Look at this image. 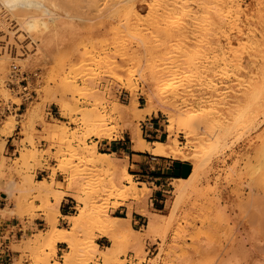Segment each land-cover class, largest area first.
Segmentation results:
<instances>
[{
  "label": "rangeland",
  "instance_id": "obj_1",
  "mask_svg": "<svg viewBox=\"0 0 264 264\" xmlns=\"http://www.w3.org/2000/svg\"><path fill=\"white\" fill-rule=\"evenodd\" d=\"M190 1L135 0L133 8H119L112 18L104 17L106 20L94 19L96 17L92 14L96 11H93L95 7L92 9V5L88 4L89 8L85 3H63L59 0L60 4L57 5V1L56 7L60 11L64 6L60 13L67 15L61 24L53 19L54 10L59 13L58 8L54 9L47 3L49 6L43 5V10L37 8L35 11L41 16H38L39 24L36 23L35 32L44 33L46 46L39 45L42 41L37 39L38 34L34 33L31 38L22 34L21 37L14 18L11 19L10 14L0 7V22L3 19L7 29L16 30L15 37L13 34V38L7 36L4 39L7 46L0 40V59L3 60H0V183L15 184L10 201L12 211L9 215L5 214L6 210L0 211V218L5 220L13 215L21 221L23 218L32 221L40 211L46 223V228L34 227V233H24L19 240L11 242V249L20 254L14 264H109L113 260H120V264H264V225H261L264 218V0H222L221 3H218L220 0ZM67 3L72 4L71 9ZM78 10H81L80 13ZM25 12L35 13L34 9ZM77 12L83 17H79L81 15ZM62 25L63 28L60 27ZM17 35L20 38L15 39ZM142 45L145 46L143 52L138 49ZM42 46L47 51L39 48ZM152 47H156V50ZM13 64L25 77L19 83L22 76L10 81ZM130 68L135 72L127 73ZM115 74L122 79L119 80ZM157 77L158 82L153 80ZM167 77L172 78L171 85L168 82L164 84ZM128 82L135 88L131 92L126 88ZM63 83L68 86L63 88ZM177 83L182 86L178 84L180 87H176ZM22 85L27 86L25 91ZM168 91L174 92L176 97ZM149 92L163 94L159 97L165 99V104L177 105L184 112L214 108L211 116L201 117L190 124L198 134L189 140L185 137L184 129L177 132L166 130L168 124L175 127L176 123L168 121V114L162 110L133 121L147 142L152 144L159 141L168 145L174 140L176 146L184 147L186 155L182 160L190 162L192 167L189 175L182 179L197 175L181 194L173 192L177 179L172 180L166 187L169 191L165 193V202L153 205L148 202L150 189L147 184L137 183L133 176V186L139 191L138 196L142 195L139 198L130 192L125 193L124 197V194L119 196L113 192L110 196L106 192L116 188L109 182L111 178L119 179L122 176L121 165L130 173L126 161L117 160L119 165L115 169L100 163L79 162L87 157L88 146L93 145L98 152H107L99 146V142L114 140L94 136L97 126L84 128L80 124L81 117L89 120L90 124L103 122L100 128L111 127L115 129L117 138L124 135L125 142L132 143L124 122L117 119L111 110L116 103L128 105L133 95L136 110L141 112ZM59 101H69L73 107L62 111ZM13 106L16 108L13 109ZM86 109L85 116H81ZM234 118H238L239 122H234ZM219 121L226 124L219 130L209 125ZM151 122L152 129L157 131L149 129ZM201 126L206 127L203 129ZM62 127L63 130L67 128L64 135L60 134ZM231 130L234 131L231 133ZM16 131L22 138L14 142L15 151L10 154L13 147L6 146V139ZM211 131L216 134L203 142L212 134ZM155 134L158 137H154ZM81 139L87 143V148L84 149L79 143ZM64 142L70 144L64 145ZM206 142L212 148L204 153L202 144ZM28 151L32 154L35 152V157ZM191 152L198 154L195 161L188 158ZM207 156L210 158L206 159ZM64 161L70 162V165L79 164L62 171L60 166L62 168L66 164ZM38 168L50 169L51 178L60 172L63 185L67 177L80 173L81 183L92 188L91 199L82 204L73 197L77 190L66 192L77 203L71 216H75L81 207L87 208L89 204L93 206L97 203L103 207L101 218H105L112 216L121 204L128 203V218L122 224L124 229L113 233L114 238H118L116 242L109 239L108 246H113L107 258L101 255L107 246L88 247L90 240H95L101 233L92 221L78 233L81 244L76 251L67 243V249L57 257V246L54 253L46 246H40L42 241L38 243V235L47 232L49 220L44 208L47 197L34 189L38 186L33 180L34 171ZM62 184L57 182L52 186L60 188ZM121 184L129 185L125 181ZM103 185L109 187L102 189ZM140 203L148 213L158 218L159 225L152 227L149 216H144L146 221L140 231L125 236V227H131V212L137 211L136 206ZM5 207L8 208V205ZM55 220L58 228H71V224L69 227H59L58 216ZM65 254L71 255L68 262L64 260Z\"/></svg>",
  "mask_w": 264,
  "mask_h": 264
},
{
  "label": "bare ground",
  "instance_id": "obj_2",
  "mask_svg": "<svg viewBox=\"0 0 264 264\" xmlns=\"http://www.w3.org/2000/svg\"><path fill=\"white\" fill-rule=\"evenodd\" d=\"M46 1L47 0H0V7L1 8H4V11L6 10V12H8L9 14V16L11 17V19L12 18H14L13 20H14V22H16L17 23V28H20V31H21V33H19V35L21 36L22 34V36H24L25 34H27V35H25V36H33V35H35V34H38V35H36V37H37V39L38 40H41L42 42L39 44V45H43V46H46V45H44V40H45V35H44V33H42V35H41V33H37V32H35V30H36V26L35 25H37L36 23H38L39 24V17H41V16H39V14H36L37 12H35V11H37V10H43L42 8H41V6H45V7H47V6H49V4H50V6L52 7V8H54L55 9V7H56V2L58 3L57 5H59L60 3H59V0H57L56 2H54V0L52 1V0H50V1H52V3H50V1L48 0L47 1V3H49V4H47L46 3ZM63 3L64 2H74V3H78L79 2V4L81 3H85L86 4V6L87 7H89L88 6V4L89 5H92V9H94V7H95V10H93V11H96L95 12V14L93 13L92 14V16L93 17H96V18H94V19H97V18H101V19H106V18H104V17H110V18H112L113 16H115V12L119 9V8H121L122 9V7H124V6H126V7H130V8H133V5H134V2H135V0H61ZM149 1V0H148ZM156 1V0H155ZM160 1V0H159ZM193 0H191L190 2H192ZM197 1V0H196ZM199 1V0H198ZM201 1H203V0H201ZM217 1V0H216ZM219 1V0H218ZM217 1V2H218ZM46 4H45V3ZM61 2V4L62 5H64L63 3ZM137 2V1H136ZM152 2H153V0H152ZM162 2H163V0H162ZM167 2H168V0H167ZM176 2V1H175ZM203 2H205V1H203ZM210 2H211V0H210ZM222 2V0H220V2H218V3H221ZM226 2V1H225ZM53 3H55L54 5V7H53ZM156 3V2H155ZM173 3V2H172ZM183 3H186V1L185 2H183ZM214 3H215V1H214ZM70 4V3H69ZM68 3H67V6L69 5ZM149 4H151V3H148V5ZM196 4V3H195ZM203 4V3H202ZM71 6H70V9H71V7H72V4H70ZM76 5H78V4H76ZM201 5V4H200ZM215 5V4H214ZM238 5V4H237ZM85 6V5H84ZM164 6V5H163ZM203 6V5H202ZM230 6V5H229ZM239 6V5H238ZM65 7H66V4H65ZM78 7V6H77ZM153 7V6H152ZM216 7V6H215ZM38 8V9H37ZM40 8V9H39ZM58 8V9H57ZM67 8H69V7H67ZM67 8H66V10H67ZM73 8H75L76 9V7L75 6H73ZM90 8V7H89ZM157 8V7H156ZM199 8V7H198ZM209 8V7H208ZM213 8H214V6H213ZM212 8V9H213ZM235 8V7H234ZM240 8V7H239ZM239 8H238V10H239ZM23 9H24V11H23ZM28 9H34V12L35 13H33V12H29L28 14H24V13H26L25 11ZM37 9V10H36ZM56 9L59 11V7L57 6L56 7ZM65 8H64V6H63V8L61 9L62 11L64 10ZM78 9H80V8H78ZM120 9V10H121ZM150 9V8H149ZM169 9V8H168ZM171 9V8H170ZM169 9V10H170ZM203 9V8H202ZM210 9V8H209ZM216 9V8H215ZM214 9V10H215ZM220 9V8H219ZM218 9V10H219ZM237 9V8H236ZM56 10V11H57ZM61 10L59 11V13L61 12ZM91 10V9H90ZM235 10V9H234ZM2 11V10H1ZM31 11V10H30ZM79 11V10H78ZM81 11V10H80ZM80 11H79V13H80ZM87 11V10H86ZM89 11V10H88ZM92 11V10H91ZM90 11V12H91ZM127 11H129V8H128V10ZM237 11V10H236ZM5 12V13H6ZM24 12V13H23ZM28 12V11H27ZM44 12H46V11H44ZM89 12V13H90ZM186 12V11H185ZM190 12V11H189ZM192 12V11H191ZM219 12H220V10H219ZM228 12V11H227ZM47 13V12H46ZM58 12H55V10H54V12H53V19H54V21L55 22H57V23H59V24H61L62 23V20H64V16H67L66 14H64V16H62L63 15V13H60L59 14ZM64 13H65V11H64ZM69 13V12H68ZM70 13H72V12H70ZM69 13V14H70ZM78 13V12H77ZM78 13V14H79ZM82 13V12H81ZM86 13V12H85ZM117 13V12H116ZM130 13V12H129ZM158 13V12H157ZM166 14H167V12H165ZM195 13V12H194ZM62 14V15H61ZM76 14V13H75ZM83 14V13H82ZM133 14V13H132ZM136 14V13H135ZM151 14V13H150ZM202 14V13H201ZM215 14V13H214ZM220 14V13H219ZM237 14V13H236ZM6 15H7V13H6ZM51 15V14H50ZM72 15V14H71ZM79 15H81V14H79ZM90 15V14H89ZM88 15V16H89ZM146 15V14H145ZM155 15V14H154ZM153 15V16H154ZM198 15V14H197ZM8 16V17H9ZM39 16V17H38ZM69 16V15H68ZM77 16V15H76ZM91 16V15H90ZM138 16V15H137ZM187 16H189V15H187ZM238 16V15H237ZM9 17V18H10ZM79 17H83L82 15L81 16H79ZM103 17V18H102ZM148 17V16H147ZM213 17V16H212ZM221 17V16H220ZM246 17V16H245ZM66 18V17H65ZM70 18V17H69ZM68 18V19H69ZM76 18V17H75ZM89 19L88 17H85V19ZM234 18V17H233ZM67 19V18H66ZM71 19V18H70ZM83 19V18H82ZM78 20V19H77ZM80 20V19H79ZM107 20V19H106ZM232 20H234V19H232ZM72 21V20H71ZM95 21V20H94ZM237 21V20H236ZM236 21H235V23H236ZM54 22V23H55ZM65 22V21H64ZM1 23V25H0V40L1 41H3V43L2 44H4V39L7 37V36H12L13 34H14V36L13 37H15V34H16V32L14 33V31H16V30H13V29H7V27H6V25L7 24H5V20H3L2 19V22H0ZM56 24V23H55ZM58 24V25H59ZM210 24V23H209ZM63 25L65 26V23H63ZM60 26V27H64V26ZM214 25V24H213ZM233 25H234V23H233ZM38 26V25H37ZM181 26V25H180ZM187 26V25H186ZM198 26V25H197ZM210 26V25H209ZM232 26V25H231ZM236 26V25H235ZM34 27V28H33ZM182 27V26H181ZM184 27H185V25H184ZM207 27V26H206ZM214 27V26H213ZM219 27V26H218ZM34 29V31H33V29ZM178 28V27H177ZM187 28H189L188 26H187ZM186 28V29H187ZM240 28V27H239ZM38 29V28H37ZM184 29V28H183ZM182 29V30H183ZM198 29H199V27H198ZM205 29V28H204ZM238 29V28H237ZM231 30V29H230ZM18 31H19V29H18ZM18 31H17V33H18ZM175 31V30H174ZM181 31V30H180ZM219 31V30H218ZM239 31H240V29H239ZM23 32V33H22ZM41 32V31H40ZM167 32V31H166ZM208 32V31H207ZM35 33V34H34ZM210 33V32H209ZM196 34H198V33H195V35ZM240 34V33H239ZM19 35H17V37L15 38V39H17V38H20L19 37ZM160 35V34H159ZM159 35H157L156 37H159ZM185 35V34H184ZM21 36V37H22ZM192 36V35H191ZM13 37H11V38H13ZM161 37V36H160ZM184 37V36H183ZM31 38V37H30ZM162 38V37H161ZM184 38H186V37H184ZM212 38V37H211ZM10 39V38H9ZM166 39V38H165ZM207 39V38H206ZM8 40V39H7ZM13 40V39H12ZM34 40V39H33ZM156 40V39H155ZM1 41H0V43H1ZM11 41V40H10ZM9 40H8V42H10ZM35 42V41H34ZM157 42H158V44H160L159 43V41L157 40ZM16 43V42H15ZM162 43H163V41H162ZM161 43V44H162ZM1 44V45H2ZM7 44V43H6ZM6 44H4V45H6ZM155 44V46H156V43H154ZM157 44V48H158V45ZM9 45V44H8ZM33 45H36V44H33ZM38 45V46H39ZM7 46V45H6ZM10 46V45H9ZM8 46V47H9ZM43 46L42 47H39V48H42L43 49ZM55 46H57V45H55ZM162 46H164V44L162 45ZM145 47V46H144ZM143 47V45H142V47L141 48H139L138 47V49H141L142 50V48H144ZM146 47H147V45H146ZM160 47V46H159ZM210 47V46H209ZM2 48H5V47H2ZM10 48V47H9ZM15 48H16V46H15ZM19 48V47H18ZM18 48H17V51H18ZM47 48V47H46ZM57 48H59V46L57 47ZM154 47H152V49H153ZM35 49H38V47L36 48L35 47ZM159 49V48H158ZM12 50V49H11ZM39 50V49H38ZM44 50V49H43ZM42 50V51H43ZM145 50H147V48L145 49ZM144 50V51H145ZM153 50H156V47H155V49H153ZM3 51H4V49H3ZM2 51V52H3ZM44 51H47V50H44ZM135 51H137L138 52V50L136 49ZM133 52V53H136V52ZM148 51H150V49H148ZM5 52V51H4ZM3 52V53H4ZM140 52V51H139ZM138 52V53H139ZM141 52H143V50L141 51ZM46 53V52H45ZM51 53V52H50ZM169 53V52H168ZM12 54V53H11ZM15 54V53H14ZM137 54V53H136ZM144 54H145V52H144ZM147 54V53H146ZM145 54V55H146ZM150 54H151V52H150ZM138 55V54H137ZM142 55V54H141ZM134 56H135V54H134ZM134 56H132V58L134 57ZM123 57V56H122ZM136 57V56H135ZM131 58V57H130ZM137 59H138V57H137ZM144 59V58H143ZM0 60H2V59H0ZM139 60V59H138ZM216 60V59H215ZM3 61V60H2ZM1 61V62H2ZM134 61V60H133ZM132 62V61H131ZM171 62V61H170ZM232 62V61H231ZM3 63V62H2ZM109 68V67H108ZM223 68H225V67H223ZM0 69H1V67H0ZM130 69H132V70H130ZM130 69H127L128 70V72L127 73H129L130 71H133V72H130V73H134L135 71L133 70V68H130ZM144 69V68H143ZM151 69H152V67H151ZM177 69V68H176ZM222 69V68H221ZM145 70V69H144ZM155 70V69H154ZM163 70V69H162ZM140 71H142V70H140ZM140 71H139V73H140ZM147 71V70H146ZM169 72V71H168ZM126 73V72H125ZM124 73V74H125ZM142 74V73H141ZM143 74H144V72H143ZM160 74V73H159ZM131 75V74H130ZM161 75V74H160ZM167 75V74H166ZM184 75V74H183ZM186 75V74H185ZM115 76H117L116 74H115ZM114 76V77H115ZM124 76V79H125V76H126V74L125 75H123ZM129 76V75H128ZM127 76V77H128ZM165 76V75H164ZM121 76H119V78H118V76H117V78L119 79V80H121L122 78H120ZM116 78V77H115ZM114 78V79H115ZM116 78V79H117ZM162 78V77H161ZM164 78V77H163ZM169 77H167L166 78V82L164 83V84H166L167 82V84L169 85H171V82H170V79H172V78H169ZM117 79V80H118ZM165 79V78H164ZM116 80V81H117ZM154 81H156V82H158L159 81V78L157 77L156 79H153ZM177 80H175V82H176ZM187 81H189V80H187ZM175 82H173V83H175ZM178 82V81H177ZM64 85H63V88L65 87V86H68L67 84H65V83H63ZM69 84V83H68ZM178 84H180V83H177L176 84V87H180V85H178ZM178 85V86H177ZM174 87H175V85H173ZM182 86V85H181ZM134 87V86H133ZM130 84H129V82L127 83V85H126V88H127V90L129 89V91L131 92L133 89H135V88H133ZM174 87H170V88H173V89H175ZM262 87V86H261ZM167 89V88H166ZM177 89V88H176ZM172 90V89H171ZM187 90H189V89H187ZM176 91V90H175ZM78 92V91H77ZM160 92V91H159ZM159 92H158V94H159ZM169 92V94H171L172 92L171 91H168ZM171 92V93H170ZM262 92V91H261ZM74 92H72V94H73ZM135 94V93H134ZM166 94H168L167 92H166ZM172 94H174V92L172 93ZM171 94V95H172ZM74 95H77V94H74ZM159 95H163V94H159ZM159 95H156L155 93H150L149 92V94H147L146 95V102H145V107L141 110V112H140V110H136V102H135V100L133 99L134 97H133V95H132V99H131V101L128 103V105H125V106H121V105H119V104H114L113 105V107H112V112H114V114L118 117L117 119H119V120H122V122H124L123 124L125 125L124 127L128 130V132H129V134H130V137H131V142H132V149L133 150H136V151H147V152H150L151 154H153V155H155V156H161V157H172V158H174V159H183L182 157H185V155H186V152H185V150H184V147H180V146H176L175 145V142H174V140H172V141H170L169 142V144L168 145H165V144H163V143H161V142H159V141H154L152 144L151 143H149V142H147L142 136H141V134H140V130H139V128L136 126V125H134V123H133V121L134 120H136V119H143L144 118V116L145 115H148V114H151L152 112H156V111H160V110H162V111H164L165 112V114L167 113L168 114V121H171V122H174V123H176V126L175 127H172L171 125H167L166 126V130L167 131H174V130H176V132L178 131V130H183L184 129V131H185V137L187 138V140H189L191 137H193V136H195L196 134H198V131H196L195 129H193L192 127H190V124L194 121V120H196V121H198V119L199 118H201V117H209V116H211V114L212 113H214V108L213 107H204V108H202V110L204 109H206L205 111H200V110H198L197 108L194 110H190V111H185L184 112V110L182 109H180L177 105H173V106H171V105H169V104H165L166 103V101H165V99L164 100H162V97L160 96L159 97ZM243 95V94H242ZM174 96L176 97V95L174 94ZM253 96V95H252ZM81 97V96H80ZM77 98H79V96L77 97ZM253 98V97H252ZM251 98V99H252ZM72 99H73V97H72ZM173 99V98H172ZM174 101V100H173ZM239 101V100H238ZM176 104V103H175ZM207 104H209V103H207ZM237 104V103H236ZM233 105V104H232ZM248 105V104H247ZM213 106V105H212ZM59 107H60V109L62 110V111H64V110H67V109H70L71 107H73L72 106V103H69V101L67 102V101H59ZM250 107H251V105H250ZM76 109V108H75ZM192 109V108H191ZM245 109V108H244ZM80 110V109H79ZM79 110H78V112H79ZM248 110V109H247ZM75 111V110H74ZM84 111V112H83ZM82 112H81V116L83 115V116H85L84 114H86V111H88V109H86V110H83ZM113 114V113H112ZM216 114V113H215ZM64 116H65V114H64ZM223 117V116H222ZM84 118V117H83ZM82 117H81V121H80V124L84 127V128H88V127H91V125H96L97 126V129H96V132H94V136H96V137H98V138H100V139H103V138H105V139H115V138H117L118 137V135H116V134H114V130L113 129H110V128H100L101 126H102V124H103V122H96L95 124H90L89 123V120H87V119H83ZM225 118V117H224ZM215 119V118H214ZM227 119V118H226ZM229 119H232V118H229ZM235 120H234V122H239L238 121V118L236 119V118H234ZM218 119H216V121H217ZM222 121H226V120H222ZM221 121V122H222ZM241 121V120H240ZM207 122V121H206ZM210 122V121H209ZM208 122V123H209ZM220 122V121H219ZM218 122V123H219ZM220 122V124L219 125H217L215 122H211V123H209V125L211 124L212 126H213V128L215 129V130H219V127H221L222 125H226V124H223V123H221ZM232 122V121H231ZM208 123H207V125H208ZM199 124V123H198ZM228 124H230V121L227 123V125ZM104 125V124H103ZM208 125V126H209ZM106 126V125H105ZM123 126V125H122ZM212 126H209V127H212ZM64 127V126H63ZM63 127H62V131H60L59 133L61 134V135H64V134H66L67 133V128L66 129H64L63 130ZM204 127H206V126H201V128H203L204 129ZM209 127H208V129H209ZM232 127V126H231ZM52 129H54L53 127H51ZM114 128V127H113ZM123 128V127H122ZM200 128V129H201ZM212 128V129H213ZM233 128V127H232ZM85 129V130H86ZM234 129V128H233ZM236 130V129H235ZM87 131V130H86ZM184 131H180V132H183L184 133ZM234 131V130H233ZM232 130L230 131L231 133L233 132ZM116 133H117V131H116ZM210 133H212V134H210V135H208L207 136V138H205V139H203V142L206 140H208L209 138H212L213 137V135L214 134H216L215 132H213V131H211ZM227 135V134H226ZM228 135H229V133H228ZM227 135V136H228ZM115 136V137H114ZM230 136V135H229ZM202 137V136H201ZM83 139H84V137H82ZM167 139V138H166ZM82 140V139H81ZM85 140V139H84ZM84 140H82V141H78L79 143H81L83 146H84V149H85V145L87 144ZM187 142V141H186ZM190 142V141H189ZM70 143H67V142H64V145H69ZM72 144V143H71ZM172 144H174V145H172ZM203 145V149H204V153H207V151H208V149H210V148H212V146H210L207 142L206 143H204V144H202ZM79 146V145H78ZM93 146V145H92ZM88 146V152H87V157L86 158H84V160H79V162H80V164H82L84 161H87V162H92V163H100V164H103V165H106V167H108V168H113V169H115V167L117 168V165H119L118 164V162H117V158L116 157H114L115 156V154H107V153H103V152H98L96 149H95V147L93 146ZM83 148V147H82ZM87 148V147H86ZM29 152V151H28ZM31 152V151H30ZM29 152V153H30ZM28 153V154H29ZM30 154H32V152L30 153ZM33 154H34V157H35V152H33ZM33 154H32V157H33ZM198 156V154L197 153H190L189 155H188V158L189 159H195L196 157ZM210 157L209 156H207V158L206 159H209ZM63 159V158H62ZM185 159V158H184ZM72 159H68V161H71ZM192 160V161H193ZM197 160V159H196ZM119 161V160H118ZM195 161V160H194ZM65 162V161H64ZM79 162L78 163H75L74 165H76L77 166V164H79ZM66 164H64V165H62V168H61V166H60V169L62 170V171H64L65 169H67V168H69L70 167V169H71V167H74L75 168V166L74 165H70L71 163L69 162H65ZM121 163V162H120ZM193 163V162H192ZM195 164V163H194ZM196 165V164H195ZM122 166V167H121ZM120 167H121V173L120 174H122V176H120V178H119V176H118V178L119 179H114V178H111L110 179V182L109 183H112V184H114V185H116V188L115 189H113V190H106V192L108 191L109 192V195H110V193L112 194L113 192H116L117 193V195L119 194V196H121V194L123 195V197L124 196H126V194L125 193H127V192H130V194H135L136 195V197L138 196V192L139 191H136V189L134 188V186H133V183H132V175H130L128 172H127V170H126V168L124 167V165H121ZM126 166V165H125ZM194 166V165H193ZM198 167H200L199 165H197ZM202 166V165H201ZM198 167H196L195 169H196V171L198 170ZM203 167V166H202ZM194 168V167H193ZM200 169V168H199ZM119 170V169H118ZM194 171V170H193ZM196 171H194V172H196ZM116 175V174H115ZM118 175V174H117ZM191 175H192V173H191ZM196 176L197 175H192L191 177H188L189 179H182V178H179V179H177L176 180V182H177V184H175L174 185V189H173V192H177V193H182V192H184V190H185V188L189 185V184H191L192 182H194V180L196 179ZM116 178V177H115ZM191 178V179H190ZM81 179H82V176L80 175V173H76V174H74V175H72L71 177H67L66 178V182L64 183V185L62 186V187H60V188H54L52 185H53V183L55 184V183H57V182H55L53 179H52V182H48L47 180H45V179H43V180H41L40 182H38V186L36 187V188H34L40 195H43V196H46L47 197V204L45 205L46 207H44L46 210H47V212H46V217H47V215H48V220H49V228H48V230H47V232L45 233V234H43L42 236H40V235H38V237H40V239H37L38 240V243H39V240H41L42 242H40L39 244H40V246L41 245H44V246H46V249H49V250H51L53 253L56 251V244H57V242H59V241H63V242H66V243H68V244H70V246L72 247V250L73 251H76L77 249H78V247H79V245L81 244V243H79L78 242V238H77V236H78V233L82 230L83 231V229H86L85 227L87 226V223L88 222H90V221H92V222H95V225H96V227H99L100 228V230H101V233H99V234H101V235H103V236H106V237H108L111 241H113V242H116L117 241V239L116 238H114V236H113V233L114 232H116V231H119V232H121L120 230H122L123 231V225L120 223V221H123V220H121V219H119V218H116V217H112V216H107V217H105V218H101V216H100V212H102V206H100L101 204H97V203H95V205H93V206H91V204H89L88 205V207L87 208H84V207H81L80 208V210L76 213V215L75 216H68L69 217V222L71 223V228L69 229V230H66V229H61V228H58L57 226H56V220H55V217L56 216H59V211H58V204H59V202H60V200L62 199V197L64 196V195H66L67 193V191H73V190H77L76 191V193H74L73 194V197H75V199L80 203V204H82V203H87L88 201H89V199H91V194H90V192L92 193V191L93 190H91L92 188L90 187H85V185L84 184H82L81 183ZM123 181H125V182H127V183H129V185H127V184H121ZM199 181V180H198ZM174 182V181H173ZM263 183V182H262ZM131 184V185H130ZM263 185V184H262ZM172 186H173V184H172ZM104 187H109V186H107V185H103L102 186V189H104ZM89 190V191H88ZM141 190V189H140ZM96 191H98V190H96ZM142 191V190H141ZM73 192H75V191H73ZM95 192V191H94ZM104 192V191H103ZM143 194V193H142ZM85 195V196H84ZM115 195V194H114ZM135 195H134V197H135ZM111 196V195H110ZM140 196H142L141 194H140ZM140 196H138V198L140 197ZM107 198V197H106ZM105 198V200H107ZM124 199V198H123ZM135 200V199H134ZM136 200H138V199H136ZM263 202V201H262ZM260 203V202H259ZM141 204V203H140ZM122 205V204H121ZM262 206V205H261ZM102 207V208H101ZM262 208H263V206H262ZM44 209V210H45ZM259 209V208H258ZM130 210V209H129ZM141 210V214H143L144 216H149L148 218H149V223H150V225L152 226V227H154V226H156V224H158V218L154 215V214H151V213H148L144 208H142V209H140ZM260 210H262V209H259V211ZM262 211H264V209L262 210ZM260 214H262L261 212H259ZM104 214V213H103ZM264 214V213H263ZM254 215H256V214H254ZM257 216V215H256ZM262 216V215H261ZM263 217H264V215H263ZM262 217V218H263ZM261 218V219H262ZM256 218L254 217V220H255ZM258 219V218H257ZM250 220H253L252 218L250 219ZM259 220V219H258ZM258 220H256L257 222H258ZM263 221H264V218L262 219ZM263 221H262V223H263ZM257 222H256V224H257ZM253 223H255V221L253 222ZM261 223V225H264V224H262ZM91 225L93 224V223H90ZM90 225V226H91ZM159 225V224H158ZM259 226H260V224H258ZM258 226V227H259ZM92 227V226H91ZM96 227H95V229H96ZM157 227V226H156ZM98 229V228H97ZM263 229V228H262ZM262 229H261V231H262ZM87 230H88V228H87ZM125 230H126V232H123V233H126L125 234V236H127V235H129V234H131V233H133V230L131 229V227H125ZM264 232V231H263ZM37 237V236H36ZM122 237V236H121ZM134 239V238H133ZM37 242V241H36ZM37 243V244H38ZM89 246H94V247H96L97 245H96V243H95V240L94 239H92V240H90V244L88 245V247ZM113 246V245H112ZM111 246V247H112ZM39 247V246H38ZM111 247H106V250H102L103 251V253L101 252V255H103L104 257H108L109 256V254L111 253L110 252V250L112 251V249H111ZM101 250H99V252H100ZM108 255V256H107ZM102 256V257H103ZM105 258V259H106ZM39 258H37V260H38ZM71 259V255L70 254H65V256H64V260L66 261V262H68L69 260ZM34 260V259H33ZM39 261H41L40 259H39ZM38 261V262H39ZM120 261V260H119ZM119 261H111L109 264H120L119 263ZM239 261V260H238ZM41 263V262H40ZM34 264V263H33ZM251 264H254V263H251ZM257 264V263H256Z\"/></svg>",
  "mask_w": 264,
  "mask_h": 264
},
{
  "label": "crops",
  "instance_id": "obj_3",
  "mask_svg": "<svg viewBox=\"0 0 264 264\" xmlns=\"http://www.w3.org/2000/svg\"><path fill=\"white\" fill-rule=\"evenodd\" d=\"M16 106H13L15 109ZM150 130L152 128H149ZM157 131V129H152ZM151 130V131H152ZM154 137H158L155 134ZM22 137L18 135L16 131L14 135H10L6 139V146H11L13 148L10 149V154L15 151L14 142L18 141ZM45 145V143H43ZM99 146L102 147L107 152V154H116V158L118 160L126 161L128 163V171H130V175L134 177L137 183H146L148 189H150L149 194V204H162L165 202L166 197L165 193L169 190L166 189L167 186L171 183L172 180H176L179 178H185L189 175L191 170V163L188 161H184L182 159H174L172 157H160L155 156L147 151H136L132 149V143L125 142L124 135L119 138H115L111 141L99 142ZM181 160V161H178ZM184 175H187L184 177ZM47 180L51 182L54 179L55 182L60 184L63 183L62 174L57 172L53 178H51V170L45 168H38L34 171L33 180L36 183L41 180ZM63 185V184H62ZM60 185V187H62ZM15 184L10 182L8 184H4L3 181L0 183V211H5V214H10L12 211V203L10 202L12 199V194L14 193ZM141 188V186H139ZM76 200L69 194H66L62 197L58 204V222L59 227H69L71 223L68 221V216H71L75 213ZM127 202L118 206L113 211L112 217L119 218L121 220L126 221L128 218L127 215ZM8 205V208L5 206ZM137 211L133 210L130 215V224L131 229L133 231H140V227L144 226L146 221V217L141 214L138 210L142 209V205L136 206ZM4 214V213H1ZM38 216H36L32 221H29L28 218H23L21 221L15 216H11L8 219L2 220L0 218V233H7L8 230H12L10 233V245L11 242L19 240L24 233H34L35 228L44 229L46 228V223L43 219V215L40 211L37 212ZM153 214V213H151ZM124 221L121 224H124ZM48 222V220H47ZM49 227V224H48ZM15 235L16 239L12 237ZM95 243L99 248L105 247L110 244L109 238L103 236L101 234L97 235L95 239ZM57 246V257H60L61 251L67 249V243L63 241H59L56 244ZM18 251L12 250L13 256V264L14 260L19 257Z\"/></svg>",
  "mask_w": 264,
  "mask_h": 264
},
{
  "label": "built area",
  "instance_id": "obj_4",
  "mask_svg": "<svg viewBox=\"0 0 264 264\" xmlns=\"http://www.w3.org/2000/svg\"><path fill=\"white\" fill-rule=\"evenodd\" d=\"M22 76L21 78H19ZM16 78H19L18 83L20 81L24 80V74L20 75L19 69L16 65H12V73H11V79L10 81L15 80ZM13 82H10V84ZM22 90H26V85H22ZM149 128L153 127V123L151 122L148 126ZM12 230H8L7 233H0V264H13V256H12V249L10 246V233ZM13 239H16L15 235L12 237Z\"/></svg>",
  "mask_w": 264,
  "mask_h": 264
},
{
  "label": "trees",
  "instance_id": "obj_5",
  "mask_svg": "<svg viewBox=\"0 0 264 264\" xmlns=\"http://www.w3.org/2000/svg\"><path fill=\"white\" fill-rule=\"evenodd\" d=\"M187 176V175H184V177ZM166 197V196H165Z\"/></svg>",
  "mask_w": 264,
  "mask_h": 264
}]
</instances>
